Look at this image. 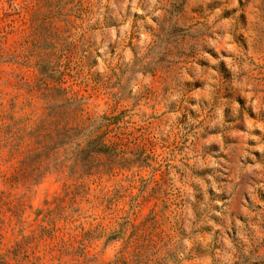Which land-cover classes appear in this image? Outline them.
Segmentation results:
<instances>
[{
    "label": "rangeland",
    "instance_id": "rangeland-1",
    "mask_svg": "<svg viewBox=\"0 0 264 264\" xmlns=\"http://www.w3.org/2000/svg\"><path fill=\"white\" fill-rule=\"evenodd\" d=\"M0 264H264V0H0Z\"/></svg>",
    "mask_w": 264,
    "mask_h": 264
},
{
    "label": "trees",
    "instance_id": "trees-1",
    "mask_svg": "<svg viewBox=\"0 0 264 264\" xmlns=\"http://www.w3.org/2000/svg\"><path fill=\"white\" fill-rule=\"evenodd\" d=\"M172 27L175 29L174 26ZM41 97L44 98V100H60V103L52 105L54 107H51L52 109L50 108L49 110L48 116L50 119H48V121L50 122L49 125L53 127L50 129L49 133H41L40 131L38 134L34 132L28 133L29 138L33 137L35 139L34 143L28 142L26 144V146L29 145L26 150L28 157L34 151H40V154L46 156L50 150H57L62 145H66L68 142L79 137L86 139L88 142H99L101 137L107 132V130H101V127H106L115 122L114 118H104L102 116L92 119L81 118L79 115L82 113V105L85 103V99L76 97L74 93L67 95V91L64 88H49L47 91L41 93ZM104 120L106 121L104 122ZM9 136H12V134ZM13 138L17 140L20 139L17 137ZM14 144L15 145L8 148L11 155L16 154L20 150L21 143ZM33 144L36 145L32 146ZM2 146H8L6 138ZM109 150L108 146L101 143V145L95 147L91 151L105 152ZM42 162L43 161H38L37 163H35V161L34 163L32 162V167L23 175L27 184H36L41 179L47 168ZM13 178L17 177L14 176Z\"/></svg>",
    "mask_w": 264,
    "mask_h": 264
}]
</instances>
